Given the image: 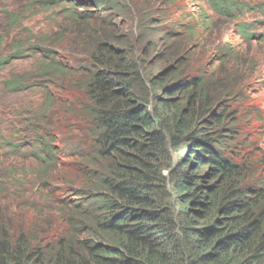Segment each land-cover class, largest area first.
<instances>
[{
  "label": "trees",
  "instance_id": "16d2710c",
  "mask_svg": "<svg viewBox=\"0 0 264 264\" xmlns=\"http://www.w3.org/2000/svg\"><path fill=\"white\" fill-rule=\"evenodd\" d=\"M37 1L74 25L87 55L62 50L55 60L59 42L39 47L44 109L54 105L49 86L75 93L61 96L57 108L65 117L52 111L43 119L41 112L27 125L39 146L27 157L44 165L43 173L66 171L53 185L65 224L49 241L36 226L20 223L12 235L16 221H1L0 264H264V187L249 185L250 172L227 155L234 118L222 99L237 92L213 75L228 53L211 73L182 68L188 48L167 50L174 47L172 34L189 37L193 26L178 22L190 12L169 19L170 7L181 10L174 0H161L163 10L137 20L135 59L127 38L134 0ZM204 1L220 15L241 9L235 0ZM9 18V28L19 20ZM23 45L13 44L9 58L27 51ZM150 54L163 61L156 72L143 69ZM23 82L6 85L15 90ZM69 172L76 182L67 181ZM26 204L37 214L43 210Z\"/></svg>",
  "mask_w": 264,
  "mask_h": 264
},
{
  "label": "rangeland",
  "instance_id": "374dc122",
  "mask_svg": "<svg viewBox=\"0 0 264 264\" xmlns=\"http://www.w3.org/2000/svg\"><path fill=\"white\" fill-rule=\"evenodd\" d=\"M134 1L136 9L133 7L130 11L129 22V25L132 23V35L127 38H132V56L135 59L137 53L140 57L141 52L138 51L140 45L135 36L137 20L143 23L149 12L165 6L161 0ZM235 1L241 3V9L235 8L228 14L220 15L204 0H174L181 10L170 7L175 13L170 14L166 9L169 19L170 16L171 19L176 18L182 10L186 14L190 12L186 19L180 17L178 22L193 26V33L189 37L187 33L179 37L172 34L174 47L167 52L174 53L179 46L188 48L190 58L180 66L192 75L196 72L211 73L217 65L216 60L222 58L221 53H228L229 57L222 59L220 67L213 74L214 78H221L225 83L232 82L237 92V95L224 96L222 99L228 106L227 112L230 111L234 118L230 124L234 136L228 139L227 155L250 172L249 185L257 188L264 187V0ZM10 15H16L19 20L15 19L17 23L9 28ZM152 16L155 15L152 13ZM164 24L169 25L168 22ZM119 30L122 34L129 33L124 26ZM157 30L153 27L151 36L154 37ZM241 30L245 33H241ZM72 39H76L74 43ZM57 42L61 44L58 47L61 49L54 56L55 60L61 58L62 50L78 58L87 57L81 50L83 44L74 25L64 23L53 10H41L37 0H0V62L6 59L0 64V152L9 154H0V222L16 221L9 231L12 235L20 223H23V229L36 226L49 241L55 239L58 228L65 224L53 202L56 196L53 195V185L66 171L62 172V167L58 166L54 170L57 173H43L40 170L44 165L41 166L33 157H27L33 149L39 148L34 141L35 134L27 125L34 122L41 112H44L43 119H49L52 111L61 118L65 117L66 114L57 108L62 104L61 96H74V89L62 94V90L49 86L51 93L48 96L54 100V105L44 109L45 91L36 78L41 56L39 47L51 44L55 48ZM18 43L24 44L23 48L27 51L19 53L18 57L9 58L14 54L12 45ZM156 49L164 53L161 45ZM155 57L154 54L148 55L146 62H143L144 70L156 72L160 69L159 64L163 61H156ZM173 60L170 59L169 63ZM212 63L214 65L209 67ZM16 78H22L24 82L18 84L15 90L8 89L6 82ZM40 82L43 86L47 84ZM46 126L56 127L50 123ZM9 136L13 138L6 145L2 141ZM72 176V179L66 180L76 182ZM66 196L61 195L60 198ZM28 202L41 206L43 210L37 214L38 209L28 207Z\"/></svg>",
  "mask_w": 264,
  "mask_h": 264
},
{
  "label": "clouds",
  "instance_id": "9594fccd",
  "mask_svg": "<svg viewBox=\"0 0 264 264\" xmlns=\"http://www.w3.org/2000/svg\"><path fill=\"white\" fill-rule=\"evenodd\" d=\"M4 156V155H3Z\"/></svg>",
  "mask_w": 264,
  "mask_h": 264
}]
</instances>
